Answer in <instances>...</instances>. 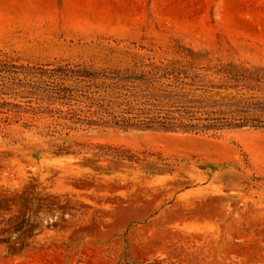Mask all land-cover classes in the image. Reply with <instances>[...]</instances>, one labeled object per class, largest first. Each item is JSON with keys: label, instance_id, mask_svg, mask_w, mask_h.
<instances>
[{"label": "rangeland", "instance_id": "1", "mask_svg": "<svg viewBox=\"0 0 264 264\" xmlns=\"http://www.w3.org/2000/svg\"><path fill=\"white\" fill-rule=\"evenodd\" d=\"M0 39L1 65L181 66L210 99L264 97L215 74L264 75V0H0ZM3 101L0 264H264V128L47 127Z\"/></svg>", "mask_w": 264, "mask_h": 264}, {"label": "trees", "instance_id": "2", "mask_svg": "<svg viewBox=\"0 0 264 264\" xmlns=\"http://www.w3.org/2000/svg\"><path fill=\"white\" fill-rule=\"evenodd\" d=\"M192 72V71H191ZM0 94L27 98V115L49 116L60 125L72 129L80 124L87 127L112 126L121 129L142 128L181 131L188 133L216 132L242 127L264 128V97L213 96L210 90L198 88L188 68L176 67L158 74V70L137 72L129 70H94L80 64L14 65L0 64ZM256 73V74H255ZM18 74L23 78L19 79ZM236 84L254 81L264 84V75L240 73L228 66L223 71ZM191 79L186 82L185 79ZM220 85L218 89H236L237 85ZM202 90L200 93L197 91ZM225 100V101H224ZM6 107L0 113L17 112L20 106L1 102ZM23 109V108H22ZM26 112V111H25ZM111 150L112 157L130 159L122 151L109 146L97 145L99 152ZM94 153L106 154V153Z\"/></svg>", "mask_w": 264, "mask_h": 264}, {"label": "crops", "instance_id": "3", "mask_svg": "<svg viewBox=\"0 0 264 264\" xmlns=\"http://www.w3.org/2000/svg\"><path fill=\"white\" fill-rule=\"evenodd\" d=\"M2 42V40L0 39V43Z\"/></svg>", "mask_w": 264, "mask_h": 264}]
</instances>
